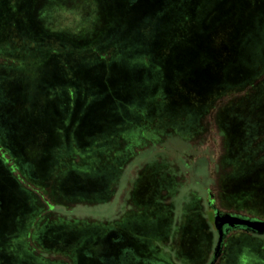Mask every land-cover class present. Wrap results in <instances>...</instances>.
I'll list each match as a JSON object with an SVG mask.
<instances>
[{
    "label": "rangeland",
    "instance_id": "obj_1",
    "mask_svg": "<svg viewBox=\"0 0 264 264\" xmlns=\"http://www.w3.org/2000/svg\"><path fill=\"white\" fill-rule=\"evenodd\" d=\"M25 1L0 0L6 13L14 4L21 3V10L17 16L18 20L22 21V32L25 31L22 24L29 25L31 29L38 26L40 33H43L41 29L43 28L47 32L57 33L56 37L68 40L73 44L102 40L104 36L103 20L98 9L102 0ZM255 1L257 0H250V3L240 10V17L244 15L246 18L254 10L252 5ZM210 2L211 0H196L191 10L187 8L188 11L184 12H187L181 22L182 25L187 26L184 31L189 32L192 29L189 35L179 31L186 43L194 42L190 40L200 36L199 24L205 18L207 20L208 17H211L213 12L209 6ZM180 10L181 8L179 12ZM25 12L27 13L25 14ZM1 18V23L5 25L1 26L3 38H16L22 48L18 49L20 53L17 54L23 55L27 59L22 67L23 71H12L9 67L2 69L4 72L0 71L4 92L7 95L11 93L9 95L16 98V117L39 113L41 104L37 102L39 100V83L43 82V76L47 70L43 57L45 56L44 52L40 54L38 50L35 51L26 37L24 39L19 34L18 38L19 29H16L17 26L6 24L9 20L8 16L2 14ZM13 22L15 23L14 20ZM243 23V21L238 23V20L232 23L230 26H234L235 29L222 32L220 37L233 44L230 39L236 30L238 33L242 27L244 31L250 29V25L246 26L247 24ZM156 31L152 28L151 34H155ZM146 34H150V32H146ZM35 37L38 39L37 35ZM131 38L128 40L137 39ZM239 38L237 34L235 39L238 41ZM211 42L212 38L208 39V43L203 48L207 51L211 49L213 52H217L209 47ZM199 45L201 46V43ZM252 50L253 48L250 46L247 54L242 55V59L245 58V55H249L255 58L256 64H259L262 61V53L255 49ZM262 50L264 49L262 48ZM231 52L232 49L226 53L231 55ZM219 53L224 52L219 51ZM108 55L105 56V59L108 58ZM187 56L186 51L183 56L176 58L171 56L175 65L166 61L167 70L160 76V80L164 79L163 90H167L169 93L160 91L161 94L158 93L155 96L147 95L159 81L151 73L137 82L139 88L133 86L134 91L131 92V95H137L140 98L135 101V104L130 101L131 105L137 106L142 114L146 112V109L150 111L151 108L155 109L154 112L152 110L151 116L154 118L149 122L158 121L156 124H165L166 128L146 123L139 126L135 121L132 125H127L132 127L123 126L124 128L120 129L123 134L120 146L110 153H116L118 164L115 166H109L110 163L106 162L104 157L106 155H102L103 161H99V158L94 155L85 172L78 173L77 171H82L83 167L70 166L69 158L61 157L63 156L62 147L57 144L55 146L57 151L51 159L50 176L40 179L41 185L35 186L29 181V177L37 179L40 176L39 173H46L47 168L44 166V159H42L45 154V151L41 149L44 143V138L41 137L42 132L31 131L28 123L26 124L21 119L14 121L10 111L6 112L7 118L0 122H7L8 125L17 129L18 134H14L13 139L18 136L20 139L16 141L17 144L14 143L17 146L15 151L13 149L9 151L13 157H10L8 152H4V149L10 148L12 141L9 143L6 140L4 145L6 144L8 147L6 145L4 147L0 140V163L5 169H12L7 170L12 177V181L9 182L4 179L0 167V192L7 195L10 202L9 208L18 210L21 206L26 207L22 208L18 214H10L7 218H2L3 220L0 222V255L3 256L4 264H110V262L111 264H210L217 233L213 217L207 214L210 210L209 201L213 207L215 206L223 212L264 219V201L262 198L257 199L255 196L257 194L252 191H247L250 186L264 189V171L258 169L261 172L255 174L252 179L250 177L239 179V183L232 179L233 174L241 172L245 168L244 165L238 164L240 162H233L232 147L236 143V139H231V137L235 130L231 128L228 120L229 125L226 124L223 116V109L226 106L234 105L231 103L236 102L246 91L252 95L255 92V87L248 85L242 90L222 94L210 101L201 116L193 118L190 111L183 110L182 97H186L185 92L182 97L180 92L176 95L170 93L173 86L178 89L177 87L181 86L183 80H188L191 74L193 77L194 74H197L195 71L191 72L189 69L180 67L181 64L186 65L191 60ZM196 58H199V54L194 56V61L208 60L204 57L195 60ZM2 60L0 59V68L8 65L7 61ZM240 62L243 61L240 60ZM244 65L243 62V67ZM262 69L264 68L260 67L259 71ZM233 71L234 69L231 72L233 73ZM77 74L76 78L78 79L80 71ZM263 78L262 75L259 81ZM194 82L196 83L195 80ZM197 84L196 90L199 91L202 81H198ZM186 87L188 86L186 85ZM199 94L202 93L199 92ZM257 94L258 97L263 98L264 84L259 88ZM257 102H262V100H257ZM198 104L200 103H192L194 116L199 112L196 107ZM245 104L243 101V106ZM244 107L243 115L247 122L255 125V121L261 120L259 124L256 123L257 134L252 142L253 145L259 144L261 148L260 151L252 153L249 157V160H255L264 154V145L262 144V142L264 143V115L254 103H247ZM190 116L193 120L187 122ZM253 121L254 123H251ZM179 122L187 123L177 126L176 124ZM32 124L34 129H38L35 122ZM1 125L0 123V130L4 132L7 125L4 126L5 128H1ZM173 125L176 126L171 128ZM7 133L9 135V131ZM86 144L89 146L88 142ZM231 161L232 163H230ZM109 167L113 172L115 171L116 180L114 179L113 183L105 189L95 186L89 195L80 199H75V195L63 194L64 192H61L62 190L58 187V176L60 184V181L69 176H75L76 173L103 182L107 179ZM153 169L156 171L163 169L165 176L172 181L167 189L168 192L160 193L165 196L164 202L170 206L172 211L170 219L172 218L171 223L174 227L171 230L169 228L170 232L165 236L161 235L162 231L159 229L160 225L163 226L159 216L160 225L155 221V227H150V223L145 226L144 222H136L133 216L138 211L136 202L145 201L151 195L150 187L153 183L148 176L150 171L153 172ZM110 176L112 177V174ZM136 181L137 185L135 186ZM14 186L17 191L22 190L21 192L24 193H22V198L24 197L25 202L20 197V193L14 190ZM5 191L7 193H4ZM1 202L0 196V205ZM7 209L8 207H5V210ZM161 229L163 230V227ZM158 230L160 232L157 235L161 236L156 238L152 236L154 243L148 241L145 234H151L152 231L158 232ZM167 235L168 237L165 238ZM82 239L85 240L81 243L80 251L86 254L84 259H80L81 254L75 251V240L80 242ZM86 239L89 240V243ZM243 239H246V236L241 234V230L225 233L220 254L214 264H264V252L261 250V244L257 243L260 241L247 240L245 242ZM92 254L101 257L102 262H98Z\"/></svg>",
    "mask_w": 264,
    "mask_h": 264
},
{
    "label": "trees",
    "instance_id": "obj_2",
    "mask_svg": "<svg viewBox=\"0 0 264 264\" xmlns=\"http://www.w3.org/2000/svg\"><path fill=\"white\" fill-rule=\"evenodd\" d=\"M195 1L102 0L98 9L103 20L102 30L104 36L102 40H92L82 44H73L68 40L58 38L55 36L57 33L47 32L43 28H41L43 33H40V27L38 26L31 29L29 25L22 24L25 30L22 32V21H19L17 16L19 10H21V3L17 2L14 4L8 13L4 11L0 3V28L1 26H5L1 23V16L5 14L9 18L6 24H14L17 26L16 29H19L18 38L19 34L24 39L26 37L35 51L38 50L40 54L44 52L45 56H42L45 58L47 65V70L43 76L44 80L39 83V100L37 101L41 103L39 113L36 112L28 116L24 115L20 118L16 117V98L10 96L9 94L11 93L7 95L4 92V87L0 80V121L7 118L8 114L6 112L9 110L12 120H24L26 124L28 123L31 131L38 130L42 132L41 137L44 138L41 149L45 151L42 159H44V166H47L46 173H39L40 178L38 177L37 179L29 177V181L33 185H41V180L50 176L51 159L55 151H57L55 149L57 144L62 147L63 156L61 157L66 158L67 156L69 158L68 163L70 166H74V168L83 167L82 171L76 170L78 173H81L85 172L94 155L99 158V161H103V154L106 155L104 157L106 162L110 163L109 166L118 164L116 153H110L120 146V139L123 137L120 129L123 126L132 125L133 121H135L139 126L141 124L143 126L146 123L166 128L165 124H156L158 122L156 120V122H149L154 118L151 116L152 110L154 112L155 109L151 108V111L146 109V112L142 114L136 105V107L131 105L130 101L135 104V101L140 98L137 95H131V92L134 91L132 89L133 86L139 88L137 82L142 77L151 73L159 81L155 83V86L149 90L147 95L155 96L158 93L161 94V92L169 93V91L163 90L164 85L162 83L164 79L160 80V76L167 70L166 61L175 65V62L170 57L183 56L185 51L188 55L187 58H191V60L186 65L181 64L180 67L189 69L191 72L195 71L197 74L199 73L198 77L197 74H194V77L191 74L188 80H183L181 86L177 87L178 89L173 86L170 89V93L172 92L176 95L180 92L182 97L185 92L186 97H182L184 101L182 105L183 110L190 111L193 118L201 116L210 101L218 98L220 95L229 91L242 90L248 85H254L255 92L252 95L248 91L244 92L236 102L231 103L234 105L229 104L230 106L228 105L223 109V116L226 124H228V120L231 128L235 130L234 135L231 137V139H236V143L232 147L233 162H240L238 164L244 165L243 167L245 168L243 171L233 174L232 179L237 181L248 177L252 179L255 174L261 172L258 169L264 171V154H261L255 160H249L250 155L260 151L261 148L259 144H252L257 134V130L255 129L256 123L259 124L261 120L255 121V125H251L243 115V108H245L244 106L247 103H254L256 107L258 106L261 114L264 115V96L260 98L257 94L259 88L264 84V78L259 81L261 76H264V69L259 71L260 67L264 68V50H262V48L264 49V0L255 1L252 5L254 10L246 18H244V15L240 17V10L249 4L250 0H211L209 6H211L210 9L213 12L211 13V17H208L207 20L205 18L199 24L198 30L201 31L200 36L197 39L190 40L194 42L186 43L185 38H182L179 31L186 35L191 33L192 29L189 32L184 31L187 26L182 25L181 22L187 14V12H184L188 11L187 8L191 10ZM232 20L234 21L232 22ZM237 20L238 23L243 21L247 24L246 26L250 25V29L244 31L242 27L238 33L236 30L230 39L233 42L232 44L221 38L220 35L226 30L235 29L234 26L230 25ZM152 28L157 30L155 34H151ZM146 32H150V34H146ZM237 34L241 40L240 38L238 41L235 39ZM35 35L38 36V39ZM3 36L1 28L0 59L7 61L8 65L0 68V71L4 72L2 69H7V67L12 71H23L22 67L27 62V59L23 55L17 54L19 52L18 49H22L20 47L21 44L18 43L16 38L10 37L9 39H4ZM130 37H132L131 39L137 38L138 40H128ZM210 38H212V42L211 45L209 44V47L217 52H213L211 49L208 52L203 48ZM200 43L201 46L199 45ZM250 46L253 48L252 51L255 49V51L262 53V61L259 64H256L255 58L249 55H245V58L242 59V55L247 54ZM258 46L261 48H257ZM190 47H192V51L189 50ZM231 49L233 52H231L232 56L226 53ZM219 51L224 53H219ZM197 54H199V58L204 57L208 60L197 61V63L193 60ZM106 55H108V58L105 59ZM240 60L245 63V68L243 67V62H240ZM232 69H234L233 73L231 72ZM79 71L80 76L77 79L76 75H78ZM198 81H202L199 91L198 89L196 90ZM199 92L202 94H199ZM260 99L262 102H257V104L256 101ZM195 101L200 104L196 106L199 112L194 116V106H192V103L196 104L197 102ZM203 101L205 102L203 103ZM243 101L246 103L244 106ZM170 108L173 109L171 106ZM3 114L4 116L2 117ZM191 116L187 122L193 120ZM32 122L36 123L38 129L33 128ZM187 122H179L176 125H182ZM0 123L2 124L1 128L6 127L4 132L0 130V140H2L3 146H7L6 144V146L4 145L6 140L9 143L12 141L10 148L4 149V152H8L10 157H13L9 151L12 149L15 151L17 147L14 143L17 144L16 141L20 139V136L15 139L13 137L14 134H18L16 132L18 130L14 129L12 125H8L7 122L2 121ZM251 123H254V121ZM176 125L171 126V128H174ZM7 131H9V135L8 133L6 134ZM87 142L89 146H87ZM262 144L264 145L263 142ZM0 167L4 179L11 182L12 177L7 170L12 169H5L1 163ZM78 173L75 176H69L67 179L60 181V184L59 176L57 179L58 187L62 190L61 192H64L63 194H67L68 196L75 195V199L89 195L95 186L99 189H105L113 183L114 179L116 180L115 171L113 172L111 168L107 173V179L102 180L103 182L95 181L96 178L92 179L87 175ZM110 174H112V177ZM228 178L230 179V177ZM13 188L16 192L20 193V197L22 198V190L17 191L15 186ZM249 188L247 191H252V193L257 194L255 195L257 199L262 198L264 201V189L261 190L257 186H250ZM14 190L12 189V191ZM4 193H7V191ZM79 193H81L80 196ZM0 196L2 198L0 222L3 220L2 218H7L10 214H18L19 211H22V208L26 207L21 206L18 210L14 208L12 210L8 206L10 202L7 195L0 192ZM5 207H8V209L5 210ZM241 234L246 236V239H243L245 242L247 240L260 241L257 243L261 244V250L264 252V234L256 235L242 230ZM74 236L76 237V235ZM84 240L82 239L80 242L75 240V251L81 254L80 259H84L86 255L83 251L82 253L80 251L82 248L81 243ZM93 257L98 262H102L101 257L95 256V254ZM0 264H4L3 256L1 255Z\"/></svg>",
    "mask_w": 264,
    "mask_h": 264
},
{
    "label": "flooded vegetation",
    "instance_id": "obj_3",
    "mask_svg": "<svg viewBox=\"0 0 264 264\" xmlns=\"http://www.w3.org/2000/svg\"><path fill=\"white\" fill-rule=\"evenodd\" d=\"M148 177L151 180V183H153L152 186L150 187L151 195L145 201L136 202V205L138 206V211L133 216L135 217L136 222L137 221L144 222L145 226H148V223H150V227L156 226L155 221L159 223V220H158V216H159L162 219V225H163L161 226L159 223L160 225L159 229L162 231L161 235L165 236L167 233L169 234L170 230L173 227L171 223L172 218L170 219V215L172 211L170 209V206H168L164 202L165 196L160 195V193L161 192L163 193L164 191L168 192L167 189L168 187H170L171 185L170 183L172 181L165 176V171H163V169H160V170L158 169L157 171L153 169V172L152 171L149 172ZM136 185H137V181L135 183V186ZM209 208L210 210L209 212H207V214L210 217L211 216L213 217L216 212H223L217 209L215 206L213 207V205H211V201H209ZM161 227H163V230L161 229ZM169 228L170 230H168ZM160 230H158V232L152 231L151 234H145L147 237V240L153 242L152 239L161 236V235H157L160 232ZM233 230H241V229H231V231ZM231 231H228V232H231ZM152 236H155V237L153 238ZM167 237L168 235L165 238Z\"/></svg>",
    "mask_w": 264,
    "mask_h": 264
},
{
    "label": "water",
    "instance_id": "obj_4",
    "mask_svg": "<svg viewBox=\"0 0 264 264\" xmlns=\"http://www.w3.org/2000/svg\"><path fill=\"white\" fill-rule=\"evenodd\" d=\"M213 222L217 233V240L210 264H214L218 258L224 235L228 230L241 229L242 231L256 235L264 234V219H254L229 212H216L213 216Z\"/></svg>",
    "mask_w": 264,
    "mask_h": 264
}]
</instances>
